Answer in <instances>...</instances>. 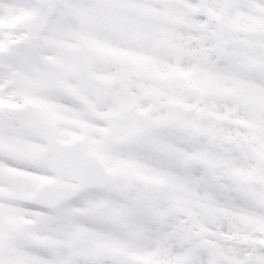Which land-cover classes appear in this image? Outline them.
<instances>
[{"label": "snow or ice", "instance_id": "1", "mask_svg": "<svg viewBox=\"0 0 264 264\" xmlns=\"http://www.w3.org/2000/svg\"><path fill=\"white\" fill-rule=\"evenodd\" d=\"M0 264H264V0H0Z\"/></svg>", "mask_w": 264, "mask_h": 264}]
</instances>
